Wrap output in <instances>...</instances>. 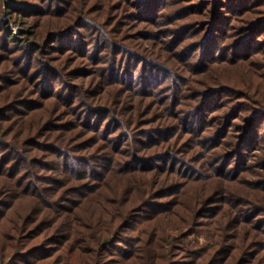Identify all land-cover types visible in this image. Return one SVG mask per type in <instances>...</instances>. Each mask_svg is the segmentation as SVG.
<instances>
[{"label": "trees", "instance_id": "obj_1", "mask_svg": "<svg viewBox=\"0 0 264 264\" xmlns=\"http://www.w3.org/2000/svg\"><path fill=\"white\" fill-rule=\"evenodd\" d=\"M261 261L264 0H0V264Z\"/></svg>", "mask_w": 264, "mask_h": 264}, {"label": "rangeland", "instance_id": "obj_2", "mask_svg": "<svg viewBox=\"0 0 264 264\" xmlns=\"http://www.w3.org/2000/svg\"><path fill=\"white\" fill-rule=\"evenodd\" d=\"M17 30V28H15V31ZM230 76V75H229ZM227 77H228V75H227ZM137 179H139L138 177H135V178H133V180H137ZM117 181H118V179H117ZM157 181L156 182H153L152 184L153 185H157ZM186 198V197H185ZM184 198V199H185ZM184 201V200H183ZM215 229L214 228H211V227H209V228H207V235H209V236H213L214 234H215ZM222 234L223 235H227L228 234V231H226V230H223L222 231ZM218 238H220V234L218 235ZM215 239H217V238H215ZM218 240V239H217ZM205 243V241L203 240V239H199L198 240V244L196 245L195 243H193L194 245H196L195 247H197V246H201L202 244H204ZM217 244H221V242L218 240L217 242H216ZM261 263H264V261H261Z\"/></svg>", "mask_w": 264, "mask_h": 264}]
</instances>
